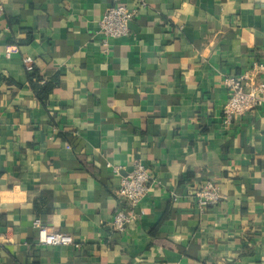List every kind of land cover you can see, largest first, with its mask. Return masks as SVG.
Listing matches in <instances>:
<instances>
[{"label": "crops", "instance_id": "1", "mask_svg": "<svg viewBox=\"0 0 264 264\" xmlns=\"http://www.w3.org/2000/svg\"><path fill=\"white\" fill-rule=\"evenodd\" d=\"M120 2L138 14L105 44L112 0H0V264H264V104L222 120L225 78L264 62V0ZM136 161L151 190L116 231ZM206 179L223 199L201 212Z\"/></svg>", "mask_w": 264, "mask_h": 264}, {"label": "built area", "instance_id": "2", "mask_svg": "<svg viewBox=\"0 0 264 264\" xmlns=\"http://www.w3.org/2000/svg\"><path fill=\"white\" fill-rule=\"evenodd\" d=\"M137 2L139 7L146 6V0H137ZM137 14V9L128 7L120 0H112V4L99 21L104 43L107 44L108 38L128 35L130 22ZM7 54L10 55V52ZM23 62L28 71L34 70L36 63L32 56H25ZM263 73L264 62L255 61L240 74L225 78L224 83L229 90V97L222 109V120L226 127L233 123L235 117L244 115L264 104ZM66 147L70 148V145L67 144ZM151 181V170L140 161H136L131 171L122 177L118 196L124 206L119 207L114 213L111 223L114 230L123 232L136 221L135 209L150 192ZM194 196L196 206L201 212L218 205L223 199L221 185L212 179H206L197 185ZM34 225L38 230L37 240L42 245L80 246L73 235L54 231L38 219Z\"/></svg>", "mask_w": 264, "mask_h": 264}, {"label": "trees", "instance_id": "3", "mask_svg": "<svg viewBox=\"0 0 264 264\" xmlns=\"http://www.w3.org/2000/svg\"><path fill=\"white\" fill-rule=\"evenodd\" d=\"M32 74L36 73V66L34 70L30 71ZM42 80H44L42 77H38V82H35L32 84L33 90L37 94V97L40 101H42L44 104H46L52 93L54 92L55 88L59 85V78L58 75H54L51 77V79L44 81L43 83H40Z\"/></svg>", "mask_w": 264, "mask_h": 264}, {"label": "water", "instance_id": "4", "mask_svg": "<svg viewBox=\"0 0 264 264\" xmlns=\"http://www.w3.org/2000/svg\"><path fill=\"white\" fill-rule=\"evenodd\" d=\"M132 24H133V22L131 21V22H130V26H131Z\"/></svg>", "mask_w": 264, "mask_h": 264}]
</instances>
